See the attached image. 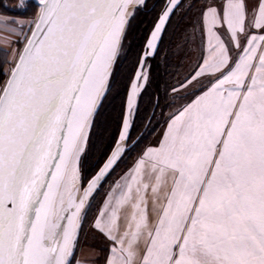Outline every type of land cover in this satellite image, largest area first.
<instances>
[{
	"label": "snow or ice",
	"instance_id": "6c2138e0",
	"mask_svg": "<svg viewBox=\"0 0 264 264\" xmlns=\"http://www.w3.org/2000/svg\"><path fill=\"white\" fill-rule=\"evenodd\" d=\"M137 3L38 0L34 28L0 89V264H72L81 214L123 146L86 189L78 186L89 118ZM202 22L209 56L192 79L219 75L99 213L106 264H264V0L208 6ZM123 128L121 141L127 120Z\"/></svg>",
	"mask_w": 264,
	"mask_h": 264
},
{
	"label": "trees",
	"instance_id": "16d2710c",
	"mask_svg": "<svg viewBox=\"0 0 264 264\" xmlns=\"http://www.w3.org/2000/svg\"><path fill=\"white\" fill-rule=\"evenodd\" d=\"M16 2L17 0H0V13L13 15L14 13L8 11H11L10 6L15 7ZM183 2L171 17L156 54L145 62L148 65L147 82L137 99L127 140L128 149L125 154L131 153L134 156L147 145L158 142L155 138L166 124L165 113L170 100L168 92L172 81L181 71L185 57L177 56L174 44L179 32L181 33V30L184 32V27H186L184 24L191 18V12L187 11L175 22V17ZM164 5V0H146L144 7L135 11L127 25L107 93L93 118L86 148L81 156L80 168L85 179L91 177L102 165L118 139L135 71L148 36ZM34 9L36 6L30 4L29 15L26 16H33ZM6 53L0 49V82H2L3 65L7 62ZM128 165L123 169H126ZM87 215L88 213L82 224L78 243L87 232ZM87 236L94 244L101 243L98 241L96 232L88 233Z\"/></svg>",
	"mask_w": 264,
	"mask_h": 264
},
{
	"label": "rangeland",
	"instance_id": "374dc122",
	"mask_svg": "<svg viewBox=\"0 0 264 264\" xmlns=\"http://www.w3.org/2000/svg\"><path fill=\"white\" fill-rule=\"evenodd\" d=\"M145 1L146 0H144L143 4L138 5L134 9L132 16L134 15L137 9H142L144 7ZM165 1L166 0H164V2ZM224 1L225 0H184V2L182 1L183 4L178 10V13L175 17V22L178 19H180V17L187 11L191 12L190 13L191 18L188 22L184 24L186 26L184 27V32H182V30H181V33L179 32L178 39L176 40L174 44L175 53L177 54V56L181 55V57H184V56L185 57L183 58L181 71L176 76V78L172 81V86L170 88V91L168 92V96L170 100H169V104L167 108L168 110L165 113L167 120L169 119V117L175 115L181 109H184L186 103L192 100L193 96L199 93V91L206 88L212 80V74H208V73L202 74L201 76H198L195 79H192V77L198 71V68L202 63L203 56H204L203 41L205 40V29H204L205 25L202 22V12L206 10L208 6H215L218 9H221ZM30 4L36 6V9H34L33 16L31 17L26 16L27 14L29 15ZM247 4H248V7L251 8L252 3L247 2ZM4 5L6 7L8 6L7 4H4ZM10 10L12 12L11 11H8V12L14 13V14L7 15V19L9 23L13 25V28L16 30V35H15L16 39L14 40V43H12L9 51L3 49L4 51L7 52L6 53L7 62L4 63L3 68H2V74H1L2 82H0V89H3L7 81V78L12 68L14 67L17 61V58L26 42V37L29 36L37 20L38 12H39L38 0H17L15 7L10 6ZM132 16L130 17V19L132 18ZM241 40H243V37H241ZM235 53H236V50L234 49L232 53L233 57L235 56ZM147 75H148V65L145 64L141 72V75L139 77L137 86L133 83V80H132L129 94H128L127 105H126V109H130L129 114H130L131 119L134 113V109L136 108L138 96L146 85ZM137 89L138 91H135ZM131 95H132L131 101L133 100V103H131V107H129L128 102H129V98L131 97ZM161 133L162 132H158L157 137L155 138V141L159 140ZM87 138H88V134L86 137L85 145L83 147V151L80 154V158L78 162L79 164L78 169H79V175H80L79 178H80V182L82 185H85L88 182V180L91 178L89 177L88 179H85L83 177V174L80 168L81 156L83 152L85 151ZM127 149L128 148H126V150ZM125 151L122 157L119 159V161L115 165L114 169L107 176L104 182L99 186V188L95 191L93 196L90 198L88 204L86 205V208L81 215L80 228H79L77 238L75 240L74 248L79 239L82 224L84 220H86V214L88 213L86 231L87 233L93 234L92 230L90 229V223H91L92 218L95 215L96 209L104 195L105 190L110 185L114 177L121 170H123V168L126 165H128L135 156L138 155V153L136 155L134 154V156L131 153L125 154Z\"/></svg>",
	"mask_w": 264,
	"mask_h": 264
},
{
	"label": "crops",
	"instance_id": "0c3cea01",
	"mask_svg": "<svg viewBox=\"0 0 264 264\" xmlns=\"http://www.w3.org/2000/svg\"><path fill=\"white\" fill-rule=\"evenodd\" d=\"M225 2V1H224ZM247 2L252 3L251 8L255 5L256 0H247ZM224 5V3H223ZM222 5V7H223ZM222 9V8H221ZM205 29V40L203 41V50H204V56H203V61L205 58L209 56V45H208V36ZM259 34H264V33H259ZM16 30L13 28V25L9 23L7 19V15L1 14L0 13V48L8 50L10 49L12 43H14V40L16 39ZM243 42V40H241ZM236 50V49H235ZM238 50H236L237 53ZM235 53V56H236ZM234 56V58H235ZM203 61L201 65L203 64ZM200 65V66H201ZM205 74V73H204ZM219 75V73L212 75V80L210 84L199 91L195 96H193L192 100H190L188 103H186L185 107L186 108L188 105L192 104L194 100L197 99V97L201 96L205 91H207L211 87V83H213L216 79V76ZM201 76V75H200ZM183 109H181L179 112H177L175 115L169 117L167 120L166 124L162 128V133L161 136L156 144L153 145H148L142 149V151L133 158V160L130 162V164L127 166L126 169L121 170L112 180L110 185L107 187L105 190V193L96 209L95 215L91 220L90 223V229L92 232H96L98 236V241L101 243L94 244L89 238H87V232L85 235L81 238L80 242L76 243L74 252H73V257L71 258L72 264H106V257L109 255V249H110V241L106 239V237L98 231L94 227V223L96 219L99 216V213L104 209L105 204L109 202V200H114V198L119 195L120 191L123 190V186L126 183L130 182V176L133 174V170L135 168V165L137 164L138 160L141 158V156L147 151L148 148H158L161 144V142L164 139V135L168 130L169 124L172 121V118L176 115H178ZM120 187H117V186ZM133 189H135V185H133ZM149 207H151L149 205ZM130 208H125L122 210L121 215H124L125 212H130Z\"/></svg>",
	"mask_w": 264,
	"mask_h": 264
},
{
	"label": "water",
	"instance_id": "95a60500",
	"mask_svg": "<svg viewBox=\"0 0 264 264\" xmlns=\"http://www.w3.org/2000/svg\"><path fill=\"white\" fill-rule=\"evenodd\" d=\"M182 1H183V0H176V3H175L174 6H173V4H172V0H166V1H165V5H164L162 11L160 12V14H159L157 20L155 21L154 26H153V28H152V30H151L149 36H148V39H147V41H146L145 47H144V49H143V52H142L141 57H140V60H139L138 67H137V69H136V71H135V74H134V77H133V83H134L136 86H137V84H138V80H139V77H140V75H141V72H142V70H143V68H144V65H145L146 60H147L148 58H152V57L156 54V52H157V50H158V48H159L160 42H161V40H162V37H163V35H164L165 29H166V27H167V25H168V23H169L171 17L173 16L174 12H175V11L177 10V8L180 6V4L182 3ZM131 5H132V4H131ZM131 5H129L127 11L129 10V8H130ZM137 6H138V5H136V6L134 7V9H135ZM168 8H171V11L169 12L168 17H167V19H166V22H165V24H164V26H163V28H162L160 34L158 35L157 40L155 41V46H154V48L149 49V48H148V44H149V41L152 39V33L155 31L156 25L159 23V20H160L161 16L164 14L165 10L168 9ZM133 11H134V10H133ZM132 14H133V13H132ZM130 17H131V16H130ZM130 17L127 16V18H126V22H125L124 27H123V30H122V32H121V35H120V41H119V45H118V49H117V55H116V57H115V59H114V61H113V63H112V66H111V68H110V70H109V75H108V77H107V79H106V85H105L104 93L102 94V97H101L100 101L98 102V105H97L96 109L94 110L93 114H92L91 117L89 118V125H88L87 134L89 133V130H90V127H91V124H92V120H93L95 114L97 113V111H98V109H99V107H100V104H101V102H102L104 96H105L106 93H107L108 85H109V82H110V79H111V76H112V73H113V70H114V67H115V64H116V61H117L118 55H119V51H120V48H121V45H122V41H123V38H124V35H125V31H126V28H127L128 23H129ZM33 28H34V27H33ZM33 28H32V29H33ZM30 35H31V32H30V34H29L28 37H30ZM25 44H26V42H25ZM25 44H24L23 48L25 47ZM23 48H22V50H23ZM22 50H21V51H22ZM17 60H18V58H17ZM16 62H17V61H16ZM15 64H16V63H15ZM14 67H15V65H14ZM14 67H13V68H14ZM13 68H12V69H13ZM11 71H12V70H11ZM10 75H11V72H10L8 78H7V81H6L5 85L7 84L8 80H9V78H10ZM5 85H4V87H5ZM136 86H135V88H136ZM4 87H3V88H4ZM135 91H136V90H135ZM134 111H135V109H134ZM129 112H130V109H126V113H125L124 121H123V124H122V128H121V131H120V133H119L118 139H117V141H116V143H115L113 149L111 150V152L109 153V155L107 156V158L105 159V161L102 163V165H101V166L97 169V171L91 176V178L88 180V182L91 181L95 176H97V175L100 173L101 169H102V168L104 167V165L108 162V160L112 157L113 152H115V151L117 150L118 146L123 145L122 148H121V151H120V155H119V157L117 158V160L115 161V163H114V164H113V165L107 170V172H106V174L103 176V178L99 181L97 187L94 189V191L92 192L91 196L89 197V200H90V198L93 196V194L95 193V191L99 188V186H100V185L104 182V180L107 178V176L111 173V171L114 169L115 165L117 164V162L119 161V159H120V158L122 157V155L124 154V151L126 150V148H128V147H127V140H128L129 130H130V127H131V118H130V114H129ZM133 114H134V113H133ZM125 120H127L130 124H129L128 131H127V133H126V139H125L124 141H121V140H120V136H121V134L124 132L123 125H124ZM88 182H87L85 185H82L81 182H79V187H80L81 189H86L87 186H88ZM89 200L87 201L86 205L88 204ZM86 205H85V208H86ZM84 210H85V209H84ZM84 210H83V211H84ZM82 213H83V212H82ZM81 215H82V214H81ZM79 228H80V226H79ZM79 228L77 229V235H78V232H79ZM76 238H77V236H76ZM76 238H75V240H76Z\"/></svg>",
	"mask_w": 264,
	"mask_h": 264
},
{
	"label": "bare ground",
	"instance_id": "6f19581e",
	"mask_svg": "<svg viewBox=\"0 0 264 264\" xmlns=\"http://www.w3.org/2000/svg\"><path fill=\"white\" fill-rule=\"evenodd\" d=\"M143 2H144V0H143ZM141 4H143V3H137V4H132L131 6H130V8H129V10H128V16L130 17V16H132V13H133V10H134V7L136 6V5H141ZM136 91H138V89L136 90ZM135 93V92H134ZM134 96V95H133ZM131 98H132V95H131ZM131 103H133V100L131 101ZM133 105V104H132ZM128 106H129V102H128ZM129 123V122H128ZM130 124V123H129ZM88 130V129H87ZM86 137H87V134H86ZM86 141V140H85ZM85 141L83 142V147H84V145H85ZM79 162V161H78ZM78 163H77V167H78ZM79 177H80V175H79ZM79 182H80V178H78V186H79Z\"/></svg>",
	"mask_w": 264,
	"mask_h": 264
}]
</instances>
